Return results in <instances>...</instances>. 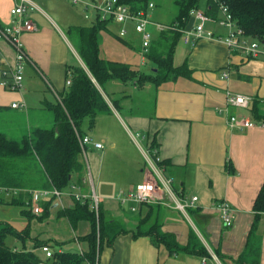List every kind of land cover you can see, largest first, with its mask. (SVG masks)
Returning <instances> with one entry per match:
<instances>
[{"label": "crops", "instance_id": "obj_1", "mask_svg": "<svg viewBox=\"0 0 264 264\" xmlns=\"http://www.w3.org/2000/svg\"><path fill=\"white\" fill-rule=\"evenodd\" d=\"M37 3L41 9L31 13L37 29L22 35L29 56L24 87L15 90L17 93L7 100L8 106L0 105V108L15 111L19 122L26 118L29 128L33 126L32 115L40 120L37 114L43 111L45 101L60 100L68 86V66L86 67L67 35L70 27L81 25V9L87 19L82 4L70 0H37ZM13 4V0H0V23L10 21ZM155 8L156 4L150 11L154 23H172L173 20L159 19ZM93 20L95 22L94 17ZM193 23L194 19H190L189 25ZM107 25L108 29L102 32V56L127 62L142 71L148 59L142 52L140 34L130 28L129 35L121 38L119 24ZM150 27H154L150 30L157 36L159 30L155 24ZM209 27L217 33L226 32L218 24ZM136 39H139L138 46ZM15 54L11 44L0 42L1 67L13 65ZM184 61L192 70L191 77L179 76L160 83L146 81L141 86L113 80L104 88L100 87L110 112L99 114L94 126L86 127V135L101 142L103 148L90 146L84 155L86 161L85 157L83 160L88 162L104 209L109 216L123 219L132 229L140 212H131L118 198L137 184L153 180L144 151L156 140L158 155L169 163L165 174L173 179L175 192L199 198L185 213L176 207L166 191L158 190L155 202L148 203L155 209L152 221L158 219L162 229L173 233L180 245H186L190 233L195 231L210 254L179 251L170 255L165 245L158 247L150 236L135 237L127 232L117 236L112 244L103 246L97 264H158L159 261L162 264H250L254 259L257 264H264V215L256 220L254 213L256 197L264 184V125L253 120L252 101L249 108L244 109L228 107L226 99L227 89L247 95L258 101L257 108L264 115V58L246 59L222 41L203 38L194 45L182 39L178 42L174 64ZM151 63L152 71L142 72L155 73L156 65ZM224 71H229L228 79L222 77ZM13 103L20 105L13 107ZM230 113L245 114L256 124L241 130L231 129L227 123ZM3 192L0 189V194ZM10 197L5 194L6 199ZM220 200L235 209L231 227L223 224L215 207ZM62 201H53L51 213L45 220L34 218L39 223L51 222L52 228L38 226L34 235L32 231L31 234L49 240L54 251H64L63 245L73 239L78 249L87 251L88 242L79 237L91 231L90 222L83 220L73 227L68 218H58V209L75 204L69 196ZM6 204L0 203L1 222L23 225L26 218L27 224L32 225L34 219L23 217L17 206ZM147 210L148 205L143 207V213ZM251 235L255 236L253 241H250ZM35 252L47 259L39 248ZM85 263L90 264L87 261L82 264Z\"/></svg>", "mask_w": 264, "mask_h": 264}, {"label": "trees", "instance_id": "obj_2", "mask_svg": "<svg viewBox=\"0 0 264 264\" xmlns=\"http://www.w3.org/2000/svg\"><path fill=\"white\" fill-rule=\"evenodd\" d=\"M130 5L134 10L147 9L153 0H120ZM212 0H175L177 14L172 22H178L179 28L189 25L191 10L196 6H205ZM226 4L234 19L252 39L264 41V0H219ZM155 4V3H154ZM217 12V5H213ZM105 20H96L91 25H77L68 29L67 35L74 42L86 67L81 64L69 65L67 78L71 76V84L61 93L56 103L45 101L43 113L48 116L35 120L32 115V127L26 123L24 129H18V138L9 136L7 128L0 130V203H9L23 207L31 202V191L40 188L56 187L60 190L68 189L72 184L83 188L85 184L87 164L83 160L80 138L86 135V127L91 129L96 117L101 113L110 112V106L100 87L113 80L122 83H132L137 86L146 81L160 83L179 76H192V70L187 61L180 65L174 64V53L182 33L176 29L159 31L154 36L145 57L156 65L155 73H144L131 64L110 60L102 56V32L108 29ZM118 106L117 100L113 101ZM258 101L253 99L250 111L257 120L264 125V115L257 108ZM4 108H0L3 112ZM31 117V116H30ZM50 117V118H49ZM50 120L52 126L41 123ZM1 123V120H0ZM49 123V122H48ZM150 147L156 148V140H152ZM160 166L168 167L167 160L158 162ZM20 189V194H13L5 198L6 190ZM53 199L42 201L43 212L39 215L31 211L22 210L29 220L37 218L45 220L51 213ZM143 213V207H147ZM24 208V207H23ZM152 205L143 203L140 217L135 226L130 229L121 218L109 216L100 206L99 215L89 208V205L75 201L74 206L58 209V218H68L73 227L80 221L90 222L91 231L81 240L88 242L89 248L81 254L79 251L55 250L52 257L44 260L35 251L26 248L11 247L6 239L9 234L25 243L32 239L35 249L49 240L39 236H32L30 225L24 230L17 231L5 221H0V264H82L87 261L97 264L99 253L105 244H112L122 233L132 232L135 237L148 235L158 247L165 245L170 255L179 251H188L199 255H209V251L201 242L195 231L189 235L186 245H180L173 233L165 232L158 219L152 221L155 211ZM256 220L264 215V184L262 185L255 203ZM255 236L251 235L250 241ZM255 259L250 264H257ZM158 264H162L161 261Z\"/></svg>", "mask_w": 264, "mask_h": 264}, {"label": "built area", "instance_id": "obj_3", "mask_svg": "<svg viewBox=\"0 0 264 264\" xmlns=\"http://www.w3.org/2000/svg\"><path fill=\"white\" fill-rule=\"evenodd\" d=\"M14 4L10 9L11 19L7 23H0V42L6 41L15 49V61L13 65H8L6 68L0 65V86L9 90H21L24 87L25 66L29 56L25 50L22 35L26 32L37 29L31 13L40 10L37 0H13ZM73 3H80L83 6L85 17L96 20H105L107 23L119 24V36L125 38L129 35L130 28L140 34V42L143 54L148 52L149 47L154 38L153 32L149 25L155 24L159 31L176 29L182 33L181 39L190 45L196 44L203 38H210L226 43L232 51L240 52L246 59L264 58V41L252 39L248 37L245 31L239 26L234 19L229 7L220 3L219 0H212L211 3L205 6H196L192 8L190 14L194 19V23L190 26L179 28L178 22L154 23L151 19L150 11L155 7L154 2H150L147 9L134 10L130 5L120 2V0H70ZM213 5H217V12ZM94 15V16H93ZM218 24L225 28L226 32L217 33L209 25ZM223 78H229V71H224ZM71 76L67 79V85L71 84ZM226 99L228 107L249 108L252 99L244 94L231 92L226 90ZM20 104L13 103V107ZM227 107V108H228ZM225 109L228 113V109ZM228 126L233 129H244L253 127L256 123L245 114H227ZM263 125V124H261ZM82 147V155L86 154L87 149L93 146L97 149H102L103 144L94 140L89 135H84L80 138ZM145 157L150 164V169L153 172V180L143 181L135 187L130 188L127 192L121 193L119 201L128 205L133 213H139L143 203L155 202V197L158 190L166 191L175 201L178 209L185 213L194 207L198 201V196L193 195L187 197L178 195L173 188V179L165 174V167L160 166L158 162L161 157L158 155L157 148H148L144 151ZM86 160V157H85ZM87 164V177L83 188L78 184H72L66 190L53 188H40L31 191V202L26 203L23 207L32 213L39 215L43 212L42 201L59 200L65 196L73 198L75 201H80L83 204H88L89 208L99 215L101 198L94 188L93 179L89 172ZM8 195L20 194V189L6 190ZM63 205V201L61 202ZM215 207L218 209L223 224L226 227H231L235 220V209L225 200L217 201ZM46 258L53 256L54 251L48 244H43L39 248ZM79 252L83 254V250L79 248ZM205 261L206 258H203Z\"/></svg>", "mask_w": 264, "mask_h": 264}, {"label": "rangeland", "instance_id": "obj_4", "mask_svg": "<svg viewBox=\"0 0 264 264\" xmlns=\"http://www.w3.org/2000/svg\"><path fill=\"white\" fill-rule=\"evenodd\" d=\"M153 2L156 4L155 10L158 11V13H159V19L163 20V22H170L175 18L176 14H177V6L175 4V0H153ZM80 12L82 15L81 16L82 22L79 24L84 25V24L94 23L93 18H91V19H85L84 18L82 9L80 10ZM155 18H156V16H155ZM152 28H154V27H150V29H152ZM139 39L135 40V45H137V46L139 45ZM73 61L75 62L74 57H73ZM146 62H147V65H146V67H144L142 69V71L147 70V71L151 72L152 70L150 68H151L152 63L149 60H147ZM15 93H17L15 90L5 89V88L0 86V105L8 106L7 100L9 98L13 97V95H15ZM39 115L41 116L40 117L41 120L45 119V117L48 116L47 114L43 113L42 111L39 112ZM0 120H1L0 130H5L7 128L9 136H11L13 138H18V136H19L18 135V129L19 128L24 129L26 123H28L26 118H23V120L21 122H19L18 121V114L15 111L14 112L8 111L5 108H4L3 112H0ZM41 124L43 126H52L50 123V120L44 121ZM137 138L143 144L142 137L140 136V134H137ZM86 177H87V172H86ZM6 205L17 206L18 209L21 210L20 214H22L23 217H27L22 212V210H24L23 207H20L18 205H14V204H9V203H7ZM24 219H25L26 223L23 225H20L19 223H14L15 225H13L9 222H7V223L9 225H11L15 230L22 231L28 226L27 219L26 218H24ZM38 226H42L44 228L46 227L49 230V228H52V223L51 222L39 223V221L37 219H34L32 221V225L30 226V230L32 231L33 235L36 232ZM6 241L11 247L18 246L19 248H26L27 250H30V251H32V250L36 251L35 244H34V241L32 239H27L25 241V243H22L20 240H17L14 235L9 234L7 236ZM48 245H50V244H48ZM63 246H64V249L67 251H78L79 250L78 249V243L75 239L70 240L69 242L65 243ZM52 250L54 251L53 248H52Z\"/></svg>", "mask_w": 264, "mask_h": 264}]
</instances>
